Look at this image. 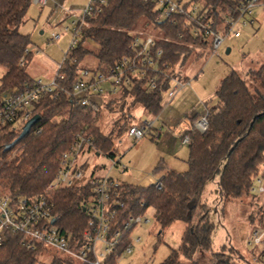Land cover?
<instances>
[{"label":"trees","instance_id":"16d2710c","mask_svg":"<svg viewBox=\"0 0 264 264\" xmlns=\"http://www.w3.org/2000/svg\"><path fill=\"white\" fill-rule=\"evenodd\" d=\"M244 1L191 0L192 3H200L214 24L219 23V14L237 16L238 7ZM29 6L30 0H0V67L5 70L0 79V102L4 93L22 91L34 82L25 70L33 56L29 49L30 39L19 32ZM174 20V23H155L153 5L142 0H109L99 13L87 16L81 40L67 52L57 70L63 79L57 81L56 96L44 95L33 106L31 116H39V120L29 133L12 145L22 127H0L2 192L12 198L42 193L55 176L59 155L69 148L76 134L90 137L96 154L114 157V139L122 137L129 127L124 122L127 111L129 113V110L140 106L147 115L157 117L170 87L169 79L163 76L158 78L156 88L150 92L138 83L130 89H120L108 99L104 108L111 112L114 111L112 106L119 105V102H122L120 110L126 109L122 117L112 123L108 133L99 128L103 108L93 115L89 109L77 106L68 93L78 71L85 68L81 66V60L91 57L97 63L92 71H108L127 54L128 45L137 34L134 31L140 23L152 24L158 32L154 35L155 48L162 50V61L168 63L170 70L184 64L194 50L208 47L199 37H192L184 29L183 17H175ZM199 53L202 56L201 51L196 52ZM247 76L257 87L252 88L237 71L230 70L215 89V104L207 111L206 130L203 133L193 129L183 132L181 138H189L186 171L170 170L163 161H159L153 173L161 174L160 189L154 185L142 187L119 183L112 203L119 201L122 206L116 208L110 233L122 230L129 217L152 209L159 229L169 228L175 222L185 225L177 248L170 251L162 264H179V258L198 264L193 260L198 250L210 253L212 264H233L230 254L234 250L223 246L219 252L212 253L214 227L206 223V207L201 204L200 196L206 184L218 176L221 200L251 197L258 206V216L253 223L264 225V212L258 202V198L264 195L254 196L249 192L256 178L264 179V66L248 70ZM199 117L198 114L190 117V124ZM15 148H18L17 155L11 158ZM90 195L87 185L62 188L52 195L61 229L80 243L87 222L82 208ZM130 233L131 230L124 233L123 244L130 241ZM45 251L50 250L41 247L26 250L18 236L9 235L0 247V264H38V257ZM49 264L75 263L57 256Z\"/></svg>","mask_w":264,"mask_h":264},{"label":"built area","instance_id":"2783aa9c","mask_svg":"<svg viewBox=\"0 0 264 264\" xmlns=\"http://www.w3.org/2000/svg\"><path fill=\"white\" fill-rule=\"evenodd\" d=\"M31 1L43 7L50 0ZM142 1L153 5L155 23L165 21L174 23L175 17H183L185 19L183 27L189 35L194 38L199 37L207 46L209 43L213 53H216L226 38L240 36L238 26L245 27L253 24V10L263 0H245L239 5L235 17L220 14L222 29L215 26L212 17L206 16V11L196 8L193 3L181 4L179 0ZM108 2L109 0H88L86 6L72 20L71 39L63 59L67 52L74 49L81 40L85 18L99 13ZM59 38V35L51 36V40ZM162 53L161 49L155 48L153 36L137 33L128 45L127 54L117 60L108 71L103 73L80 69L68 95L77 106L89 109L94 115L120 89H130L141 83L145 90L150 92L156 88L158 78L163 76L169 79L170 85L164 95L166 101H162L164 107L167 100L171 101L182 89L189 87L190 82L180 78L182 76L168 68V63L162 61ZM62 79L63 75L57 72L47 83L34 80L30 87L22 91L4 93L0 102V127L7 125L23 127L32 118L33 106L41 97L56 96L57 81ZM207 111L208 109L202 117L190 124L188 129L203 133L207 125ZM153 129V121L145 120L138 125L130 124L124 135L136 143L150 134ZM152 137L155 139L160 137V129L156 130ZM182 143L188 145V136L182 137ZM83 152L95 153L93 140L84 134H76L69 148L59 156L55 176L42 193L12 198L0 188V247L6 243L9 235H16L26 250L45 248L75 264H125L122 262V255L131 254L133 245L141 241L140 237H132L133 230L147 223L148 219L144 216H131L123 224L122 230L110 233V224L115 216L116 208L122 206L119 201L112 203L113 198L117 196L120 182L109 177L108 172L105 175H97L96 166L86 175L78 165V157ZM95 155L109 158L110 169L120 165L122 171L125 170V167L121 165V157L96 153ZM76 185H87L91 193L89 199L84 201L83 208L87 222L82 232L81 243L73 239L70 233L61 229L60 216L52 199L53 193L57 190ZM154 186L160 189V179ZM249 192L254 196L264 195L260 178L254 180ZM260 209L264 212V201L260 204ZM130 230V241L123 244V235ZM248 245L264 252V225L254 226ZM259 264H264V253L259 256Z\"/></svg>","mask_w":264,"mask_h":264},{"label":"rangeland","instance_id":"374dc122","mask_svg":"<svg viewBox=\"0 0 264 264\" xmlns=\"http://www.w3.org/2000/svg\"><path fill=\"white\" fill-rule=\"evenodd\" d=\"M179 2L192 4L191 0H179ZM87 3L88 0H50L45 6L40 7L30 0L24 23L19 28V32L28 35L30 39L29 49L33 56L25 67L30 78L47 83L56 75L58 66L69 47L70 24ZM193 6L201 9L200 3L193 2ZM252 16L256 19L254 23L245 27L238 26L240 36L226 38L216 53H213L208 43L206 49L194 50V54L184 64L173 68V72L182 76L180 78L189 80L190 85L177 93L171 101L167 100L157 117L147 115L140 106L129 110V113L127 111L125 123L138 125L145 120L153 121L154 129L136 143L125 135L114 139L115 156H121V165L125 170L122 171L120 165L110 169L109 158L103 155L96 156L94 152H83L78 157V165L83 172L87 175L88 171L96 166L95 173L99 176L108 172V176L118 182L146 187L154 185L160 179L161 174L153 173V168L159 161H163L169 169L176 172L186 171L188 149L187 145L182 143L181 136L190 126V117L196 113L202 117L207 109L214 106V92L219 82L230 70H235L252 88L257 87L249 80L247 72L264 66V8H254ZM218 21L215 26L222 29L220 16ZM85 26L87 25L84 24ZM134 32L153 37L158 34L152 24L142 25V23ZM52 35H59L60 38L51 40ZM226 49L230 52L226 53ZM197 51H201L202 56L200 53L196 54ZM80 64L89 70L97 65L96 60L91 57L84 58ZM4 72L5 70L0 67V79ZM163 100L166 101L165 97ZM119 105L112 106L113 112L102 107L99 128L103 133H108L112 123L126 112L125 108L120 110ZM158 129H160V137L155 139L152 136ZM17 149L15 148L10 154L11 158L17 155ZM217 179L218 176H215L209 181L200 196L201 204L206 207V223L214 227L211 236L212 253L219 252L224 246L227 250H234L232 254L229 253L231 263L254 264L251 252L253 247L248 245V240L255 226L253 222L258 216V206L251 197L226 202L221 200ZM260 179L264 187V179ZM263 201L264 198L258 202L260 204ZM137 216H144L148 222L133 230L132 237H140L141 241L133 245L131 254L122 255V262L162 264L170 251L177 248L180 237L185 231V225L175 222L169 228L159 229L152 209ZM159 231L161 233L158 237ZM57 256L61 255L54 251H45L38 257V264H49ZM193 260L198 264H212L210 253L199 250L194 254ZM179 264H190V262L179 258Z\"/></svg>","mask_w":264,"mask_h":264},{"label":"water","instance_id":"95a60500","mask_svg":"<svg viewBox=\"0 0 264 264\" xmlns=\"http://www.w3.org/2000/svg\"><path fill=\"white\" fill-rule=\"evenodd\" d=\"M228 49L226 50V53H228ZM39 120V116H34L32 117L23 127H22V131L20 133V135L17 137V139L12 143V145H14L15 143H17L18 141H20L24 136H26L30 129L32 128L33 125L36 124V122ZM11 145V146H12ZM9 148V147H7ZM82 211L84 212L85 209L83 208Z\"/></svg>","mask_w":264,"mask_h":264},{"label":"crops","instance_id":"0c3cea01","mask_svg":"<svg viewBox=\"0 0 264 264\" xmlns=\"http://www.w3.org/2000/svg\"><path fill=\"white\" fill-rule=\"evenodd\" d=\"M258 7H262L264 8V0L262 1V3L258 6ZM253 20L255 21V17H253ZM254 23V22H253ZM227 50V49H226ZM228 51L230 52V50L228 49ZM228 52V53H229ZM35 80V79H34ZM39 80V79H37ZM197 114V113H196ZM195 115V114H194ZM121 157V156H120ZM172 170V169H170ZM262 198H264V196H261L260 198H258L260 201L262 200ZM261 204V203H260ZM255 224V223H254ZM256 226V224H255ZM252 252V261L254 262V264H259V256L264 253L262 252L259 248H253V250L251 251Z\"/></svg>","mask_w":264,"mask_h":264}]
</instances>
